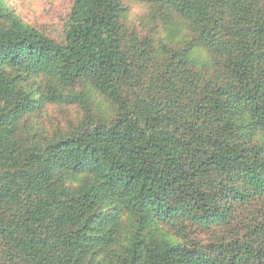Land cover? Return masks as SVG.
<instances>
[{"label": "trees", "instance_id": "obj_1", "mask_svg": "<svg viewBox=\"0 0 264 264\" xmlns=\"http://www.w3.org/2000/svg\"><path fill=\"white\" fill-rule=\"evenodd\" d=\"M0 264H264V0H0Z\"/></svg>", "mask_w": 264, "mask_h": 264}, {"label": "rangeland", "instance_id": "obj_2", "mask_svg": "<svg viewBox=\"0 0 264 264\" xmlns=\"http://www.w3.org/2000/svg\"><path fill=\"white\" fill-rule=\"evenodd\" d=\"M2 3L14 11L27 24L43 28L55 39L63 40L69 27L70 14L74 5V0H1ZM141 9V8H137ZM142 10L140 11V13ZM138 14L134 16L137 17ZM133 23L140 29V22L136 19ZM53 117L69 121L73 116V121L81 118L83 112L57 108L51 112Z\"/></svg>", "mask_w": 264, "mask_h": 264}]
</instances>
